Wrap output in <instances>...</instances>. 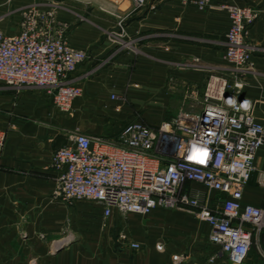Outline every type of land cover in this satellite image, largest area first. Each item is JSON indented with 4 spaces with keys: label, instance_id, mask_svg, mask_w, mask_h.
<instances>
[{
    "label": "crops",
    "instance_id": "0c3cea01",
    "mask_svg": "<svg viewBox=\"0 0 264 264\" xmlns=\"http://www.w3.org/2000/svg\"><path fill=\"white\" fill-rule=\"evenodd\" d=\"M213 1L261 9L249 39L264 44V0ZM34 5L42 9L55 7L59 22L66 28L68 41L89 52V59L76 73L83 94L67 113L69 122L64 123L91 136L116 139L132 118L131 105L137 102L164 105L156 111L160 113L164 108L167 110L172 101L198 105L205 92L203 72L196 66L179 71L180 84L173 91V61L202 59L211 64L226 63V36L232 24L226 11L201 10L184 0H146L142 6H137L135 0H0V27L4 33L18 34L25 12ZM118 23L125 25L123 33L117 29ZM130 37L138 39L140 50L124 51L109 59L118 41ZM253 62V71L243 78L240 94L254 103L256 117L262 121L264 55L256 54ZM46 93L40 96L22 93L0 83V128L7 132L0 157V233H3L0 257L5 264L26 263L27 241L13 234L38 232L45 225L52 227L59 219V202L52 198L57 186L52 158L63 143L59 134L64 123L59 120L61 111ZM49 103L58 116H54ZM151 110L157 107L152 105ZM177 110L178 107L173 111ZM177 112L166 121L172 120ZM44 117L57 124L58 131L48 129L42 121ZM108 120H117L123 125L114 131L106 126ZM161 122L145 123L158 126ZM256 166L257 171L245 188L244 202L261 205L264 188L259 184V174L264 172V145L257 153ZM31 200L36 204V212L39 211L36 216L41 221L35 219L29 225L26 215ZM97 205L96 216L101 219L103 207ZM164 211L156 210L143 225V220L136 216L127 219L126 229L133 240L140 241V251L96 234V241L68 251L52 264H176L174 255L186 257L180 264H230L209 242L211 228L207 223L186 212ZM118 216L115 211L112 217L118 219ZM100 219L92 224L93 229H99ZM148 227L152 231L145 234ZM161 228L165 247L162 251L156 247ZM17 248L19 252L15 255Z\"/></svg>",
    "mask_w": 264,
    "mask_h": 264
},
{
    "label": "built area",
    "instance_id": "2783aa9c",
    "mask_svg": "<svg viewBox=\"0 0 264 264\" xmlns=\"http://www.w3.org/2000/svg\"><path fill=\"white\" fill-rule=\"evenodd\" d=\"M135 1L137 6L145 3ZM184 1L230 15L224 59L238 73L253 71L251 60L259 47L248 42V27L259 19L260 9L213 0ZM89 57L88 51L68 41L55 7H29L16 35H6L0 27V83L18 91L43 89L62 112L72 111L83 94L76 73ZM241 86L212 75L198 105L158 126L133 119L116 139L72 133L53 154L54 195L99 204L105 219L115 211L143 216L161 209L188 211L210 226L209 242L230 264H248L252 249L264 258V203L244 202L264 145V120L257 119L254 103L241 96ZM6 141L7 132L0 128V157ZM259 184L264 188V172ZM119 239L134 251L142 249L124 232ZM156 247L165 248L163 242ZM185 258L173 256L176 264Z\"/></svg>",
    "mask_w": 264,
    "mask_h": 264
},
{
    "label": "rangeland",
    "instance_id": "374dc122",
    "mask_svg": "<svg viewBox=\"0 0 264 264\" xmlns=\"http://www.w3.org/2000/svg\"><path fill=\"white\" fill-rule=\"evenodd\" d=\"M146 2V0H145ZM145 4V3H144ZM259 9V8H258ZM261 16V9H260V15L259 18ZM258 21V19H257ZM256 21V22H257ZM255 22V23H256ZM254 23V24H255ZM251 25L248 28V36H247V40L249 43L254 44L256 46L259 47V51H257L253 57L256 54H261L264 55V44H258V43H254L251 42L249 37H250V31L251 28L254 26ZM117 29L120 28L121 33H123L126 29L124 24H120L118 23ZM131 43V45L129 47H122L121 44L122 43ZM138 39L135 37H130L127 38L126 40H120L118 41V44L116 45V47L113 49V51L110 54L111 56H116L118 54H120L121 52L124 51H128V50H140L139 46H138ZM121 46V47H120ZM122 49V50H121ZM253 57L251 62L254 65L253 62ZM199 67V69L203 72L204 74V81H205V90L207 87V84L209 82V79L212 75H222L225 80L228 83H231L232 85L235 84V82H240L242 83L241 88L244 85V80L243 78L247 75V73H238V71L236 70V68L226 62V63H221L220 64H211L208 63L205 60L202 59H193V60H183V61H173L172 63V70H171V85L173 88V91H175L174 89H177V87H179L180 81L178 80V72L179 71H184V70H188L190 69V67ZM13 89V88H11ZM15 91H18L17 89H14ZM45 90L43 89H38V88H30V89H23L21 91L18 92H22V93H29V94H35L36 96H40L42 95V93ZM46 95L51 98L49 96V94L46 93ZM155 106L157 107V110H151V107ZM160 106H164V105H159V104H152V103H135L131 105L132 108V118L131 119H135V120H140V121H145V122H149L152 125H157L158 123H160L161 121H166L168 120V118H170L172 116V114L174 115L178 110H186V111H190L192 110L193 104L190 102L187 103H175V101H172V103L166 108H164L160 113V112H156V111H160L158 110L160 108ZM51 107L50 110H52L54 116H58L57 111H55L54 108H52V106L49 103V106ZM178 107V110L176 112H174L173 110H175V108ZM58 109V108H57ZM56 109V110H57ZM169 109V110H168ZM49 110V109H48ZM47 110V111H48ZM60 111V109H58ZM58 111V112H59ZM174 113H172V112ZM49 112V111H48ZM61 117L59 120H61L60 122L64 123V122H69L70 117L67 115V113L65 112H59ZM179 112H177L178 114ZM165 114V115H164ZM162 116L165 118L162 119ZM47 117H51L50 115ZM44 117V119L42 120L45 123V126L47 127L48 125V129H51V131H58V127L57 124H53L52 121L47 118ZM148 120H146V118ZM167 117V118H166ZM129 119V120H131ZM56 121H58L57 119H55ZM59 122V121H58ZM161 122V123H162ZM57 123V122H56ZM123 123L117 121V120H108L106 122V126L109 128L108 129H114V131L116 130H120L122 127ZM62 129H61V137L59 136V138L62 139L63 143L61 144V146L67 144L69 136L72 133L75 132H81L78 129L75 128H70V126H68V124L65 125L61 124ZM154 127V126H153ZM60 146V147H61ZM202 189V188H200ZM203 192V191H202ZM53 201H57L59 202V219L58 221L55 220L53 222L52 227H47L44 223V219H43V223H44V229L38 232H31V231H27V232H17L15 235L19 240H23V241H27V259H26V263L25 264H52L53 261L55 259H59L61 256L65 255L68 251L72 250V249H76V248H83L87 243H91L96 241V239L98 238V236H96V234L101 235L103 238H108V239H113L115 241V243H117V245H125V246H129L127 242H122L119 241V234L121 232L126 233L127 235H129V237L131 236L130 233L127 231L126 229V225H127V219H130V217L132 216H136L137 218L143 220L142 221V225L146 222H148V218L151 216H143V215H139L136 213H130V214H125V215H121L118 216L120 218H116V217H111L108 219H105L104 216L100 219L97 218L96 216V211L98 210V205L96 203H93L91 201L88 200H65L62 197H57L56 195H53ZM30 203L28 204L29 207V211L27 213V220H28V224H32L35 222V219H38V217L36 216V204L33 202V200L29 201ZM164 211V210H163ZM167 211H182V210H165L164 212ZM182 212H186L189 213L191 215H193L192 213L188 212V211H182ZM194 216V215H193ZM196 217V216H195ZM197 218V217H196ZM96 219H100L99 220V229H93L92 224L96 221ZM198 219V218H197ZM199 220V219H198ZM38 221H41L38 219ZM201 221V220H199ZM202 222V221H201ZM137 223H141L137 222ZM50 226V225H49ZM51 228V229H50ZM152 231V229H150V227L146 228V233L145 234H150ZM162 228L158 230V235L159 237V241L162 242V240H164L162 238ZM3 235V233H0V244L2 243L1 240V236ZM132 238V237H130ZM138 241V240H136ZM140 242V241H139ZM261 246L264 249V237H262L261 239ZM17 252L15 253V255L19 252V248H17L16 250ZM3 253V249L0 248V255H2ZM13 260H14V252H13V256H12ZM17 258V257H16ZM24 263V262H23ZM0 264H5L3 263L2 257H0ZM11 264H20L19 262H15V263H11ZM248 264H264V258H262L257 249H252L251 251V256L250 259L248 261Z\"/></svg>",
    "mask_w": 264,
    "mask_h": 264
},
{
    "label": "trees",
    "instance_id": "16d2710c",
    "mask_svg": "<svg viewBox=\"0 0 264 264\" xmlns=\"http://www.w3.org/2000/svg\"><path fill=\"white\" fill-rule=\"evenodd\" d=\"M262 237H264V232H263V235H262Z\"/></svg>",
    "mask_w": 264,
    "mask_h": 264
}]
</instances>
